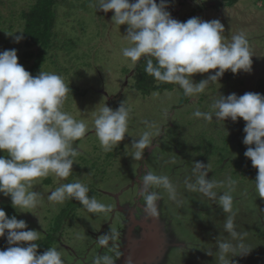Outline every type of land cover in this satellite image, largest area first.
I'll use <instances>...</instances> for the list:
<instances>
[{
  "label": "rangeland",
  "instance_id": "rangeland-1",
  "mask_svg": "<svg viewBox=\"0 0 264 264\" xmlns=\"http://www.w3.org/2000/svg\"><path fill=\"white\" fill-rule=\"evenodd\" d=\"M24 2L0 0V51L17 49L19 62L31 72L36 54L44 46L34 45L36 54L24 57L27 48L23 41L15 43L7 34L23 31L22 17L11 20L12 28L7 26L11 13L19 12ZM26 2L30 4L32 0ZM167 2L170 4L168 11L181 22L191 17L220 19L225 25L226 42L230 43L233 35L245 34L254 56L253 70L250 74L231 72L234 78L231 77V82L227 81L230 78L225 73L195 97L186 96L178 86L163 93L153 90L144 98L134 86L141 60L133 63L122 54L123 48L131 46L125 37L127 25L112 23L113 13L98 11L97 0H66L57 8L56 34L41 71L63 77L72 89L63 110L83 120L88 131L74 142L79 155L75 157L72 174L65 179L50 174L33 181L32 190L41 194L40 203L35 209L18 211L31 229L40 231L37 243L42 246L50 242L51 247L61 252L65 264H95L104 256L110 257L113 264H219L217 242L231 239L224 228L227 214L218 206V197L227 188L215 189L217 200L189 190L185 181L190 177L194 179L197 160L210 165L209 178L217 182L235 181L231 192L235 224L237 231L247 234L244 243L252 249L249 256L236 258L239 264H264V235L261 234L264 232V199L256 191V175L248 176L247 168L252 167V163L248 159L244 166L235 170L230 161L233 154L226 158L227 155L219 153V145L226 142L228 134L234 137L231 143L235 155L241 149L246 151V145L236 150L239 127L235 129L234 126L238 123L230 118L205 121L189 114L194 108L213 112L212 105L221 94H264V1L240 0L217 9L214 5L220 6L219 0ZM24 9L28 11L29 8L25 6ZM207 75L196 74L194 81L199 82ZM186 97L188 102L183 104ZM122 101L129 109L128 133L112 151L105 152L95 134L94 120L105 105L117 108ZM197 102L201 105L196 106ZM148 123L155 124L151 129L153 145L144 150L142 159H133L132 141L148 130ZM239 123L242 125L245 121L241 118ZM205 125L206 132L203 131ZM148 169L157 175H167L177 189L176 200L169 199L166 190L155 189L163 195L155 217L145 213L142 197L140 205L136 207L135 204L141 193L138 178ZM76 181L86 184L89 195L95 196L109 210L92 213L75 199L59 204L47 200L61 184ZM0 201L11 203L10 198L2 195ZM58 221L59 227L56 226ZM134 230L143 234L137 242H133ZM49 234L54 241L48 240ZM122 247L126 252L116 261ZM171 247V252L167 251ZM141 249L143 252L139 254ZM208 252L212 255H207Z\"/></svg>",
  "mask_w": 264,
  "mask_h": 264
},
{
  "label": "clouds",
  "instance_id": "clouds-1",
  "mask_svg": "<svg viewBox=\"0 0 264 264\" xmlns=\"http://www.w3.org/2000/svg\"><path fill=\"white\" fill-rule=\"evenodd\" d=\"M202 3L203 0H196ZM98 11L112 12L111 22L127 25L125 37L129 47L122 49L124 57L133 63L146 61L145 72L162 83L178 85L186 96L195 97L205 92L210 82L219 81L226 72L251 73L253 54L243 33L233 35L226 42L225 25L220 19L204 20L191 17L184 22L173 18L167 0H97ZM15 43L24 39V32L9 34ZM214 70V71H213ZM196 74H209L199 82ZM72 91L61 75L40 71L33 76L19 62L18 50L0 51V195L10 198L14 209L32 210L40 203L41 194L32 190L33 181L50 174L65 179L72 174L75 157L79 155L74 142L83 138L88 126L63 110L68 93ZM213 112L195 111L193 115L205 121H245L244 156L257 169L255 188L264 199V94L246 92L221 94L212 105ZM129 109L122 101L117 108L105 105L95 117V134L105 152H110L128 133ZM154 123L139 139L132 141L133 159L143 158L144 150L153 145ZM210 165L202 160L194 163L193 177L185 181L191 191L217 200L215 189L226 187L218 197V206L227 214L224 228L231 239L218 241L219 264H239L252 249L244 243L246 233L237 231L236 212L233 210L235 181L217 182L209 178ZM144 211L158 214L162 193L177 199L176 186L167 175L154 174L150 169L138 178ZM90 189L79 181L64 183L48 196L50 203L67 199L79 201L89 212L109 210ZM31 213V212H29ZM34 215V213H32ZM7 247L0 249V264H65L61 252L54 247L40 251V231L31 229L24 219L0 208V238ZM212 255L211 252L206 253ZM95 264H113L110 257L98 258Z\"/></svg>",
  "mask_w": 264,
  "mask_h": 264
},
{
  "label": "trees",
  "instance_id": "trees-1",
  "mask_svg": "<svg viewBox=\"0 0 264 264\" xmlns=\"http://www.w3.org/2000/svg\"><path fill=\"white\" fill-rule=\"evenodd\" d=\"M24 1L25 2H24L23 7L25 8V6H28L29 8L28 11L22 7V9L20 8L21 10L17 13L15 11L12 12L10 15V18L8 19L10 21V24L7 26V28L8 29L12 28L13 23H11V20H16L18 17H22L24 19V27H23L24 39L22 41H23L24 46L27 48V50L24 51V57L25 56L33 57L36 54V52L33 49L34 45L41 44L44 46V48L36 54L35 62L31 67L30 73H32V75L35 76L41 71L44 64L46 63V60L48 58L47 57L48 49L52 46V42H53L52 37L56 34L54 32V29L57 26V20L59 16L57 14V8L63 3H65L66 0H32L30 4L29 2H26V0ZM219 1L222 2V4H220V6L215 4L214 8L216 9L220 8L224 6L225 3L226 4L227 3L236 4L240 0H219ZM145 67H146V61L145 59L142 58L140 65L137 68V71L135 74V78H137V81H134V86H136V89L139 92L141 91V95L144 98L149 96L153 90L163 93L166 90H174L176 87H178V85H175V84L162 83V82L155 80L152 76L148 75L145 72ZM226 75L228 76V78H230V79H227V81L229 82L233 81L232 80L233 77L231 76V71L226 72ZM185 100L186 101L183 104L188 102L187 97L185 98ZM198 105H201V104L197 102L196 106ZM197 110H198L197 108H194V110H192L189 114H193ZM192 117L197 119V117L195 116H192ZM237 123L238 124L235 125L234 128L238 129L239 127L238 142L236 144V150L238 151L240 147L242 148V146H245L242 142L245 136V133L243 131L245 123L242 125L239 123V121ZM204 128L205 129L203 131L206 132L207 131L206 125L204 126ZM227 136L229 138H227L226 142L224 144L222 143L221 145H219V149L221 150V151L219 150L220 151L219 153L222 156L227 155L226 158L227 157L229 158V155L232 153L234 157L231 158L230 161L231 163L235 165L236 167L235 170H237V167L244 166L245 164L244 161H247L248 158L244 156V152L242 151V149L241 151H238L236 155L233 153V147H232L231 142L234 141V137L231 138L229 134ZM240 138H242L241 139L242 141H240ZM200 139H202V137ZM180 146H177V147H180ZM247 172H248V176L257 175V169L253 167H248ZM249 179H251V177ZM0 208H3L7 212L9 217L15 215L17 216L18 219H22L20 217V213L18 209L17 210L14 209L11 206V203L0 201ZM217 219L219 218H216V220ZM58 224H59V221L56 224L57 227H59ZM261 234L264 235V232L262 231ZM48 240L54 241V239L52 238L50 234L48 235ZM5 247H7L6 237L0 238V249H3ZM41 247H40V251L42 252L45 249L51 247L50 242L48 244L42 245Z\"/></svg>",
  "mask_w": 264,
  "mask_h": 264
},
{
  "label": "flooded vegetation",
  "instance_id": "flooded-vegetation-1",
  "mask_svg": "<svg viewBox=\"0 0 264 264\" xmlns=\"http://www.w3.org/2000/svg\"><path fill=\"white\" fill-rule=\"evenodd\" d=\"M169 118H170V117H169ZM170 121H173V120H171V118H170ZM171 125H172V123H171ZM140 197H141L140 194H138L137 197H136V198H137V199L135 200V204L137 205L136 207H138V206L140 205V204H138L139 201L141 202ZM138 199H139V200H138ZM149 230H150V229H149ZM134 233H135L134 241H133V240H131V241H133V242L136 241V242H137V240H138L139 238H141L143 234H141L140 232H135V230H134ZM132 244L135 246L134 243H132ZM134 246H133L132 249H133L134 252H135V247H134ZM172 248H173V247L167 249V251L170 250V252H171ZM122 250H123L122 252H119V253H118V255H117L116 259H115L116 261H117L118 258H120V254H121V255H124V254H125L126 250H125L123 247H122ZM120 262H121V261H120ZM115 264H119V263L116 262Z\"/></svg>",
  "mask_w": 264,
  "mask_h": 264
},
{
  "label": "water",
  "instance_id": "water-1",
  "mask_svg": "<svg viewBox=\"0 0 264 264\" xmlns=\"http://www.w3.org/2000/svg\"><path fill=\"white\" fill-rule=\"evenodd\" d=\"M152 236V235H151ZM141 252H143V250L141 249V251H140V253L139 254H141Z\"/></svg>",
  "mask_w": 264,
  "mask_h": 264
}]
</instances>
